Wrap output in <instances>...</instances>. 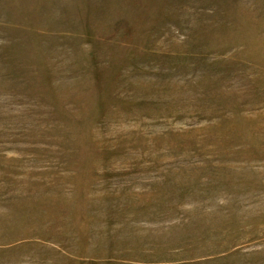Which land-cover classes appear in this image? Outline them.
<instances>
[{
  "label": "rangeland",
  "instance_id": "obj_1",
  "mask_svg": "<svg viewBox=\"0 0 264 264\" xmlns=\"http://www.w3.org/2000/svg\"><path fill=\"white\" fill-rule=\"evenodd\" d=\"M0 264H264V0H0Z\"/></svg>",
  "mask_w": 264,
  "mask_h": 264
}]
</instances>
